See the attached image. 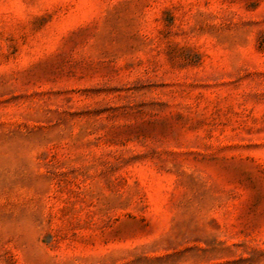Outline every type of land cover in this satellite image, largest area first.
Segmentation results:
<instances>
[{
  "label": "rangeland",
  "instance_id": "obj_1",
  "mask_svg": "<svg viewBox=\"0 0 264 264\" xmlns=\"http://www.w3.org/2000/svg\"><path fill=\"white\" fill-rule=\"evenodd\" d=\"M0 264H264V0H0Z\"/></svg>",
  "mask_w": 264,
  "mask_h": 264
}]
</instances>
